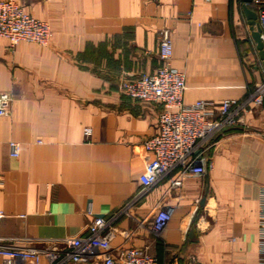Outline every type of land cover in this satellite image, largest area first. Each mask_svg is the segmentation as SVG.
Segmentation results:
<instances>
[{"label": "crops", "instance_id": "obj_1", "mask_svg": "<svg viewBox=\"0 0 264 264\" xmlns=\"http://www.w3.org/2000/svg\"><path fill=\"white\" fill-rule=\"evenodd\" d=\"M19 1L50 22L52 37L48 45H11L0 35V92L12 96L0 117L3 244L85 234L93 215L111 213L138 191L151 158L141 143L157 133L162 106L127 96L121 83L162 64V29L173 40L171 66L186 75V103L242 98L264 76L243 0ZM244 53L256 63H244ZM244 121L218 139L204 173L185 174L173 187L174 169L152 185L115 222L113 246L142 247L159 264L191 257L262 264L264 101ZM11 140L20 143L17 156ZM159 203L172 218L157 232Z\"/></svg>", "mask_w": 264, "mask_h": 264}, {"label": "built area", "instance_id": "obj_2", "mask_svg": "<svg viewBox=\"0 0 264 264\" xmlns=\"http://www.w3.org/2000/svg\"><path fill=\"white\" fill-rule=\"evenodd\" d=\"M249 5L257 13L264 42V0H251ZM0 35L11 45L22 40L48 45L52 37L49 21L29 14L16 0H0ZM173 40L170 30L164 28L159 36V55L162 64L152 72H142L126 78L121 89L127 96L155 101L162 106L159 129L142 141L151 153L139 177L138 191L118 209L109 214H96L85 234L54 239L44 245H18L0 243V264H159L158 258L142 247L116 248L112 244L115 222L130 213L138 200L159 179L174 169L177 176L171 186L181 187L185 174H201L210 166L209 151L218 139L231 129L244 126L247 110L264 101V76L242 98H225L220 103L197 99L192 103L184 100L187 88L186 75L170 64L173 56ZM264 72V64H261ZM12 96L0 92V117L8 114ZM87 136L91 127H85ZM12 155L19 154L20 143L9 141ZM259 223L260 261L264 264V191L261 199ZM93 214L92 210L88 211ZM1 214V212H0ZM172 218V209L159 203L152 218L155 231L163 230ZM168 264H178L172 261ZM189 264H204L191 257Z\"/></svg>", "mask_w": 264, "mask_h": 264}, {"label": "water", "instance_id": "obj_3", "mask_svg": "<svg viewBox=\"0 0 264 264\" xmlns=\"http://www.w3.org/2000/svg\"><path fill=\"white\" fill-rule=\"evenodd\" d=\"M251 0H243L242 7L248 18V24L250 29L251 37L254 41L253 51L258 53L259 58L264 64V42L261 37V28L257 22V13L256 11L249 6Z\"/></svg>", "mask_w": 264, "mask_h": 264}, {"label": "rangeland", "instance_id": "obj_4", "mask_svg": "<svg viewBox=\"0 0 264 264\" xmlns=\"http://www.w3.org/2000/svg\"><path fill=\"white\" fill-rule=\"evenodd\" d=\"M16 1H18L20 4H22L19 0H16ZM238 2H239V1H238ZM22 6L24 7V9H25L26 12H28L29 14L34 15L32 11H30V10H28V9L25 8L24 4H22ZM34 16H35V15H34ZM42 19H43V18H42ZM45 20H46V19H45ZM47 21H48V20H47ZM49 23H50V22H49ZM238 27H239V26L236 25V30H235V31L238 30ZM234 35L237 36V33L234 32ZM242 56H243V55H242ZM243 58H244V59H243V62H244V63L246 62V63L248 64V63H249L248 61H251V65H254V64L256 63V62H254L252 59H249V58H248V55H247L246 53H244Z\"/></svg>", "mask_w": 264, "mask_h": 264}]
</instances>
